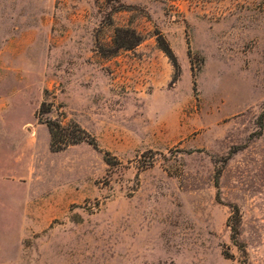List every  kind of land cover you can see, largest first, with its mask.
Here are the masks:
<instances>
[{"label":"rangeland","instance_id":"374dc122","mask_svg":"<svg viewBox=\"0 0 264 264\" xmlns=\"http://www.w3.org/2000/svg\"><path fill=\"white\" fill-rule=\"evenodd\" d=\"M0 264H264V0H0Z\"/></svg>","mask_w":264,"mask_h":264},{"label":"trees","instance_id":"16d2710c","mask_svg":"<svg viewBox=\"0 0 264 264\" xmlns=\"http://www.w3.org/2000/svg\"><path fill=\"white\" fill-rule=\"evenodd\" d=\"M142 38L134 31L125 28H115L114 36L112 39V50L109 54H115L119 50H132L135 48L140 42ZM157 44L159 49L165 54V56L171 62L174 69V77L172 78V82H174L178 74L180 72L179 65L177 63V59L169 47L166 40L158 35ZM47 104L42 103L38 110L37 120L39 123L44 124L48 130L50 136V149L53 152H58L64 150L65 148L73 145H78L80 143H87L92 147H96L95 140L91 137L84 129L79 127L75 123H70L67 127H63L60 123L51 121V120H42L41 116L43 114L48 113ZM262 124V123H261ZM109 154H106V163L111 165V160H107ZM240 212L237 206H231V213L229 218L227 219V226L232 232V238H236L238 235V227L240 224Z\"/></svg>","mask_w":264,"mask_h":264}]
</instances>
